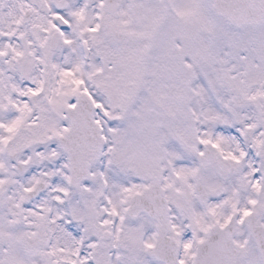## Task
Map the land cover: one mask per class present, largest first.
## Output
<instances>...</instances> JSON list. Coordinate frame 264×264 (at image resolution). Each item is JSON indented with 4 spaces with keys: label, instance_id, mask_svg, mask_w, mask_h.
<instances>
[{
    "label": "snow or ice",
    "instance_id": "6c2138e0",
    "mask_svg": "<svg viewBox=\"0 0 264 264\" xmlns=\"http://www.w3.org/2000/svg\"><path fill=\"white\" fill-rule=\"evenodd\" d=\"M0 264H264V0H0Z\"/></svg>",
    "mask_w": 264,
    "mask_h": 264
}]
</instances>
